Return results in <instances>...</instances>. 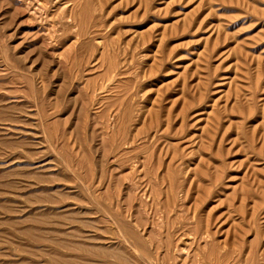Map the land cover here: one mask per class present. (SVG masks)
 I'll return each instance as SVG.
<instances>
[{
    "label": "rangeland",
    "instance_id": "rangeland-1",
    "mask_svg": "<svg viewBox=\"0 0 264 264\" xmlns=\"http://www.w3.org/2000/svg\"><path fill=\"white\" fill-rule=\"evenodd\" d=\"M0 264H264V0H0Z\"/></svg>",
    "mask_w": 264,
    "mask_h": 264
}]
</instances>
